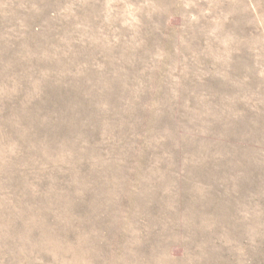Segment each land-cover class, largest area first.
Instances as JSON below:
<instances>
[{"label": "rangeland", "instance_id": "obj_1", "mask_svg": "<svg viewBox=\"0 0 264 264\" xmlns=\"http://www.w3.org/2000/svg\"><path fill=\"white\" fill-rule=\"evenodd\" d=\"M0 264H264V0H0Z\"/></svg>", "mask_w": 264, "mask_h": 264}]
</instances>
